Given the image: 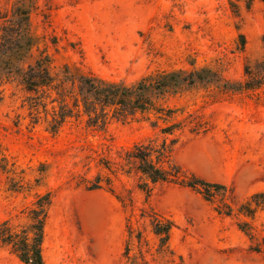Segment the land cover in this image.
<instances>
[{
  "label": "rangeland",
  "instance_id": "rangeland-1",
  "mask_svg": "<svg viewBox=\"0 0 264 264\" xmlns=\"http://www.w3.org/2000/svg\"><path fill=\"white\" fill-rule=\"evenodd\" d=\"M10 7L0 0V11ZM31 20L56 70L69 64L127 84L163 70L218 72L222 83L169 101L186 125L171 158L187 179L212 184L213 197L129 172L135 144L171 145L153 119L94 125L82 116L55 134L52 105L31 108L30 94L8 84L0 87V224L26 227L38 196L50 193L46 264H264V0H38ZM252 78L261 82L254 90L223 87ZM155 214L174 225L165 251ZM131 227L142 245L130 241ZM0 264L25 263L0 246Z\"/></svg>",
  "mask_w": 264,
  "mask_h": 264
},
{
  "label": "trees",
  "instance_id": "trees-1",
  "mask_svg": "<svg viewBox=\"0 0 264 264\" xmlns=\"http://www.w3.org/2000/svg\"><path fill=\"white\" fill-rule=\"evenodd\" d=\"M8 1L10 9L0 11V87L8 84L21 87L30 94L31 108L42 107L48 112V106L52 105L51 130L55 134L68 120L82 116L88 117L89 123L94 125H105L110 118L123 121L153 119V126L160 128L163 135L173 136L171 145L168 138L162 145L153 140L135 144L126 152L129 172L135 169L152 185L180 183L199 189L208 200L213 197L212 184L195 176L187 179L182 168L171 158L173 145L186 125L184 121L175 119L177 110L169 105V101L199 85L222 83L224 80L218 72L211 68L163 70L127 84L101 79L69 64L56 70L53 58L46 50H40L41 39L33 31L31 15L38 0ZM259 83L252 78L237 86L224 82L223 87L238 92L254 90L260 87ZM104 167L115 172L109 161L104 163ZM99 188L101 185L97 181L90 189ZM51 202L50 193L39 195L35 208L29 211V224L21 230H15L9 221L1 223L0 246L10 248L25 264H46L43 244ZM224 205L226 210L221 213L230 216L233 208L229 204ZM152 224L153 232L159 238L160 251H165L174 225L156 214ZM243 231L250 233L251 226L245 223ZM129 233L131 242L136 238L142 245V232L136 233L131 227ZM250 235L253 237L252 233ZM127 250L130 254V246ZM255 251L259 252V244ZM142 264L150 263L143 259Z\"/></svg>",
  "mask_w": 264,
  "mask_h": 264
}]
</instances>
